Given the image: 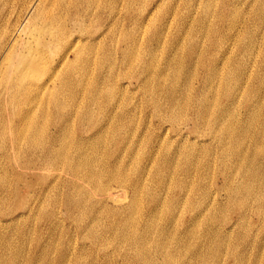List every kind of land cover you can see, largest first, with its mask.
<instances>
[{"label":"rangeland","instance_id":"1","mask_svg":"<svg viewBox=\"0 0 264 264\" xmlns=\"http://www.w3.org/2000/svg\"><path fill=\"white\" fill-rule=\"evenodd\" d=\"M28 1L0 0V11H2L0 25L6 22L7 13L11 16L7 27L5 26L6 30L0 37V48L5 45V36L12 32V28H8L16 19L15 11L19 12L20 9L23 11L26 8L23 3ZM60 1L45 0L40 8L47 3L52 14L62 18V23L66 19L73 20V24L65 28L66 36L64 35V37L66 40L61 38L60 46V42L58 45L51 44L47 36L48 33L40 30L42 27L38 22L31 30L33 35L36 33L35 50L45 51L50 61H58L70 48L69 37L79 34V23L82 21L83 15H85L84 19H93L98 17L100 12L103 21L107 20L106 24L98 25L92 33L94 35L92 37L97 38V41L91 44L89 42V46H85V50H87L85 56H88L89 60L84 65L87 72L86 85L94 83L100 74L101 67L104 66L106 72L113 68L114 83L118 90L119 104L116 106V104L108 103V108L111 104L116 106L110 116V121H103L106 118L107 104L105 105L102 101L103 105H100V108L97 106L96 109V118L101 121L98 125H104L102 131H105L106 135L109 134L106 141L100 143L102 152L99 154V159L102 163L104 165L119 164L130 186H133L132 184H135L145 173L144 183L152 194L164 189L158 201L161 205V209H159L162 219L160 226L165 227L170 224L173 226L172 232L175 236L172 237V241L174 243L178 240L177 234L182 233L186 225L195 221V216L201 215L204 218L200 225L192 227V230L195 231L193 246L201 251L197 258L198 264H264V249L257 247L264 237V211L259 210V213L256 214V206L259 204L255 205L254 200L243 203L242 206H244L240 207L241 209L236 207L234 201H228V191L224 188L221 176L222 172L225 173L223 170H226V160L221 163L218 159L220 148L217 152L215 148H210L214 141L212 142L208 136L211 131L209 126H201L198 133H190L193 125L182 126L181 132L184 137L176 136L173 132H169L168 135L162 134L164 130L166 133V129H170L172 124L163 122V119L159 118L150 96L144 93L143 88L141 86L136 88L133 85L130 90H124V86L122 88L118 86V83L123 84L128 78L134 81L138 80L142 72L137 59L136 64H129L125 59L122 61L124 38L131 44L135 41V52H139L140 56H144L150 51L155 52L156 66L163 67L170 57L169 48L177 47L178 42L174 37L178 38L182 32L184 35H181L183 46L178 48L179 59L175 61L181 66L180 79H182L180 81L184 86H189L188 92H190L202 88L208 72L214 74L212 82L208 80V83L211 82L208 89L210 91L203 96L206 103L218 112L225 103L228 106L233 104L230 107L233 118H241L245 123L256 113L255 132L256 139L259 141L257 148H264V0H212L213 5L210 11H207V19L203 15L205 13L204 5L208 0H204L201 4H199V0H163L160 3L161 12L158 8L154 9L153 7L150 20H147L143 26L138 24L145 9L141 5L150 2V0H120L119 3L114 2L106 6L100 4V8L95 6L89 13H85V7H82L81 3L71 2L64 7L59 4ZM58 4L59 6H57ZM172 7L176 10L175 13L170 12ZM77 19L79 23H77ZM196 24L202 26L205 24V28L209 26V29L215 30L208 29L210 32L202 33L201 36L197 33L190 34L189 28ZM165 27L160 43H157L156 33ZM106 33L108 34L105 35ZM25 34L28 35L26 32ZM192 36L195 37V40H199L201 45H205L204 50L199 49L195 54L189 53L187 46L192 44L190 41ZM29 38V35L25 38L24 48L28 47L27 40ZM111 59L113 66L109 68ZM31 61V58L24 57L18 52L8 63V68L12 69L11 72L16 73L24 63L30 64ZM72 62H76L77 66L80 65L75 59V55L68 57V68ZM48 67L50 73L56 69L52 65H48ZM64 77L65 73L61 79ZM52 85L53 83L34 99L36 108L39 107L38 102L47 100ZM228 91H232L231 94H228ZM81 99L72 97L69 100H73L72 103H78L76 111L85 110L86 102L83 99L82 102ZM121 103L122 105H120ZM78 116L75 113L71 117L69 126H64L62 123V128L65 129L68 136L67 144L70 153L73 152L76 147L75 142L83 132L90 131L95 134L99 130L82 125ZM53 117H55L54 114L44 117V124L48 131L55 130V126L61 124L53 122L55 121ZM160 135H164L166 138L161 141ZM113 140L114 143H111ZM152 144H154L152 149H156V152L150 154L152 149L149 150V148ZM179 145L185 148H195L196 155L192 156L187 164L183 161H180V164H173L172 170L168 173L166 186L160 188L152 181L154 170H151L149 166L150 160H153L151 165L168 163V156L163 150L169 149L170 156H172ZM3 156H11V160L15 161L11 151L0 149V166L3 165V161H1ZM29 159L30 157H18L16 163L13 161L12 167L10 166L11 162H6L4 171L0 172L2 181L0 219L6 221V223L0 222V237L3 235L17 237L13 252L16 253L15 257H18L19 263L24 260L25 264H33L27 263V261L31 258L35 259L36 255L40 253L41 247L47 242V237L59 236V239L56 238L50 247V253L54 252V245L58 246V251L66 248L72 264H76L78 261L97 262L98 258L104 260L105 256H110V260L113 259L112 264H131V260L126 256L127 252L121 250L111 237H107L106 242L101 241V244H92L93 240L90 239L91 236H88L89 232L82 223L83 220L89 218V215L81 213L78 208H72L70 215L69 211L66 212L67 208L61 206L63 200L61 194L66 191L64 185H59L54 189V194L59 193L56 194L57 196L40 199V192L47 187L49 181L46 177L41 179L30 173L23 176ZM227 161L230 166V160ZM259 162L257 161L258 164ZM245 164L250 167L247 161ZM63 171V169L54 170L52 175L53 177H58L60 174L62 176ZM258 171H263V169L252 170V172H256V176L260 175ZM226 173L228 172L226 171ZM23 178L28 180L29 188L26 191L23 190L22 197L16 199L13 194L17 191ZM64 180L65 175L63 176ZM238 182L239 179H236L230 183V186L235 187ZM215 192H218L217 203H209L202 199ZM188 193H192V195L195 193L197 199L194 202L191 199L189 201L178 199ZM260 196L264 201V192L261 193L257 190L256 198ZM21 198L25 200V203H37L39 208L31 216L14 218L16 206ZM152 198L155 197L142 198L138 207L139 213H141L140 218L147 217L154 208V203L151 202L154 201ZM51 210L56 211L54 217L52 214H46V211ZM58 213L61 214V219L55 218L58 217ZM13 219L15 221H11ZM23 233L28 237L21 238L19 246L22 253H19L16 246L19 235ZM207 235L210 237L205 238ZM61 237L63 238L60 239ZM68 240L72 241L71 248L64 246ZM204 242L207 244L206 247H202ZM58 251L56 250L54 256L58 255ZM83 251L88 252L80 256ZM76 255L80 257L76 258ZM5 257H10V254H5Z\"/></svg>","mask_w":264,"mask_h":264},{"label":"bare ground","instance_id":"2","mask_svg":"<svg viewBox=\"0 0 264 264\" xmlns=\"http://www.w3.org/2000/svg\"><path fill=\"white\" fill-rule=\"evenodd\" d=\"M44 1L29 0L23 3L26 5L25 11H21L22 9L19 12L15 11L16 19L12 26L8 28H12V32L9 31L10 33L5 36V45L0 48V149L11 151L12 157L15 159L14 161L11 160V156H3L1 159L3 165L0 166V172L4 171L6 162H11L10 166L12 167L13 161L16 163L18 157H30L23 176L25 177L26 174L30 173L37 175V178L44 179L46 177L49 181L47 187L41 190L40 199L58 195L57 192L56 194L53 193L54 189L59 185H64L66 191L61 194L63 199L61 206L67 208L66 212L69 211L70 215L72 208H78L81 213L89 215V218L83 220L82 223L89 232L88 236H91L90 239L93 240L92 244H101V241L106 242V238L111 237L117 242L121 250L127 252L126 256L131 260V264H198L197 258L201 251L193 246L195 231L192 230V227L200 225L204 218L201 215L195 216V221L190 225H186L182 233L177 234L178 240L174 243L172 241V237L175 236L172 232L173 226L171 224L165 225V227L160 226L162 219L160 218L159 209H161V205L158 201L164 189L152 194L144 183L145 173L140 176L135 184H132L133 186H130L119 164L108 163V165H104L99 159V154L102 152L100 143L106 141L109 134L106 135V132L102 131L104 125H98L101 121L96 118V109L97 106L100 108L103 102L105 105L107 104L106 118L103 121H110L111 114L119 104L118 90L116 83H114L113 68L106 72L104 66L101 67L100 74L94 83L86 85L87 72L84 65L88 62L89 57L85 56L87 52L85 46H89V42L91 44L97 41V38L92 37L94 36L92 33L98 25L106 24L107 20L103 21L100 12L99 16L93 19H84L85 15H83L80 23L77 19L79 34L69 37L70 48L64 52L58 61H50L45 51L35 50L36 33L32 34V28L36 26L37 22L40 23L42 27L40 30L48 33L50 43L58 45L61 38L66 40V37H64L65 28L73 24V20L69 19L68 21L66 19L62 23V18L52 14V11L46 5L47 3L40 8ZM119 1L61 0L59 4L65 7L71 2L81 3L82 7H85V13H89L95 6L100 8V4L106 6L114 2L119 3ZM162 1L150 0V2L142 4L141 7L145 9L138 24L143 26L147 23V20H150L153 7L154 9L158 8L161 12L160 3ZM199 1V4H201L204 0ZM212 5V0L206 1L203 15L205 19L208 18L207 11H210ZM170 12L175 13L176 10L172 7ZM1 15L2 11H0V17ZM10 18L11 16L7 13L6 22L0 25V37L6 30ZM165 29L166 27L156 33L157 43H160L161 35ZM189 29L191 30L190 34L197 33L200 36L202 33L208 34L209 30H215L209 29V26L205 28V24L203 26L200 24L192 25ZM25 32L30 37L27 40V48L23 47L26 43L25 38L28 36ZM180 34L184 36L182 32ZM181 35L178 38L174 37L178 42L177 47L169 48L170 57L163 67L156 66L155 52L150 51L144 56H140L139 52H135V41L131 44L124 38L122 61L125 59L129 64H136L138 60L142 72L138 80L134 81L128 78L124 81V85L118 83V86L121 88L124 86V90H130L133 85L136 88L139 86L143 88L144 93L150 96L159 118L163 119V122L172 124L171 128L166 129V133H164V130L162 134L168 135L169 132H173L176 136L184 137L181 132L182 126L193 125L190 133H198L201 126L208 125L211 129L208 136L212 139V142L214 141L210 148H215L216 152L220 148L218 159L221 163L226 160V170L223 171L228 173L222 172L221 176L224 188L228 191V201H234L236 207L241 209L240 207L244 206H242L243 203L254 200L255 205L256 203L259 204L256 206V214H258L259 210L264 211V201L261 196L256 198L257 190L261 193L264 192V148H257L259 141L256 139L255 132L256 113L245 123L241 118H233L230 109L233 104L228 106L225 103L219 108V112L214 111L212 106L206 103L205 98H203L210 91L208 89L214 79H212L214 74L209 72L206 74L201 89L188 92L189 86H184L180 81L182 79H180L181 66L178 62H175L179 59L178 48L183 46ZM128 40L130 41V39ZM190 41L192 44L187 46L189 53L195 54L197 50L205 49V45H201L199 40H195V37L192 36ZM18 52L24 57L31 58L32 61L30 64L24 63L23 67L15 73L8 68V63ZM71 55H75V59L80 64L79 66L76 65V62H72L68 68V57ZM180 63L183 64L182 61ZM48 65L56 67L53 73H50ZM112 66L111 59L110 67L109 62L108 67L111 68ZM64 73L65 77L62 78V81L61 77ZM208 80H211V82L208 83ZM52 83L49 97L43 102L37 101L39 107L36 108L35 102H33L34 99L39 97L40 93L46 87L49 88ZM231 92L228 91L227 93L231 94ZM72 97L85 100V110L76 111L78 103H72L74 99L69 101ZM108 103L116 104V106L111 104L108 108ZM72 108L74 110H71ZM75 113L79 115L82 125L98 128L99 130L95 134L90 131L83 132L78 141L75 142L76 147L73 152L70 153L67 144L68 136L65 129L62 128V123L64 126H69L68 123H70V119ZM52 114L55 115L53 117L55 121L53 122H60L61 124L56 125L55 130L48 131L44 124V117H49ZM160 136L161 141L166 138H164V135ZM111 143H114V140ZM3 146L4 148H2ZM153 147L154 144L150 145L149 150ZM155 152L156 149H152L150 154ZM163 152L168 156L167 160L170 163L165 160L168 163L164 165L159 163L151 165L152 159L149 163L151 170H154L152 181L160 188L166 186L168 173L172 170L173 164H180V161L187 164L188 160L196 155L194 153L196 152L195 148H185L182 145L178 146L172 156H170L169 149H165ZM227 160H230V166ZM246 161L250 167L245 164ZM257 161H260L259 164ZM182 166L184 167V165ZM257 168L263 169V171H258L260 175L256 176V172H252V170L256 171ZM58 169L64 170L63 175L53 177V171ZM64 175L65 180L63 181ZM236 179H239L238 184L231 187L230 183ZM1 184L2 181L0 180V186ZM28 188V180L23 178L13 197L19 199L22 197V191H26ZM143 197H155L152 198L154 201H151L154 203V208L144 219L140 218L141 213L138 210ZM21 199L16 206L14 218L31 216L39 208L37 203L29 204ZM178 199L180 201L191 199L194 202L197 195L188 193ZM202 199L207 200L209 203H217L218 192ZM46 214H52V217H54L56 211H46ZM57 216L56 219H61L60 213ZM11 221H15V219ZM0 222L6 223L1 219ZM23 237H28V235L25 233L19 235L16 246L19 253H22L19 243ZM209 237L210 235L205 236V238ZM56 238L59 239V236L47 237V242L41 247L40 253L36 255L35 259L28 260L27 263L72 264L70 254L68 255L69 252H66V248L58 251V246L54 245V252L50 253V247ZM16 240L17 237L10 235L0 237V264H25L26 261L23 262L24 260L19 263L18 257H15L16 253L13 252ZM206 245L204 242L202 247H206ZM64 246L71 248L72 241L68 240ZM257 247L258 249H264V237ZM56 250L58 255L54 256ZM87 252H81L80 256ZM7 253L10 254L8 258L5 257ZM80 256L76 255V258ZM109 257L105 256L104 260L98 258L97 262L85 263L78 261L76 264H112L113 259L110 260Z\"/></svg>","mask_w":264,"mask_h":264}]
</instances>
